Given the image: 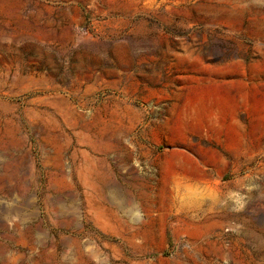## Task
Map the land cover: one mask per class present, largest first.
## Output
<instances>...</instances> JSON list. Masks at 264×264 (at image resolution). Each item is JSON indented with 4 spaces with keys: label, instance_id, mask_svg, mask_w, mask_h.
Masks as SVG:
<instances>
[{
    "label": "rangeland",
    "instance_id": "374dc122",
    "mask_svg": "<svg viewBox=\"0 0 264 264\" xmlns=\"http://www.w3.org/2000/svg\"><path fill=\"white\" fill-rule=\"evenodd\" d=\"M0 264H264V0H0Z\"/></svg>",
    "mask_w": 264,
    "mask_h": 264
}]
</instances>
